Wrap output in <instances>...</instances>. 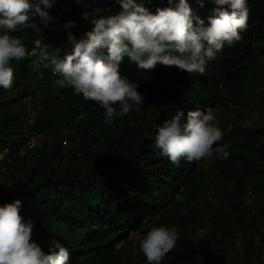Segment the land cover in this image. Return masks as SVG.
<instances>
[{
    "label": "trees",
    "instance_id": "obj_1",
    "mask_svg": "<svg viewBox=\"0 0 264 264\" xmlns=\"http://www.w3.org/2000/svg\"><path fill=\"white\" fill-rule=\"evenodd\" d=\"M29 3L35 6L38 0ZM177 3L151 0L144 6L155 13L157 7L175 8ZM188 3L205 24L215 15L212 3L205 2L203 7L197 0ZM111 4L112 0H57L48 9L58 19L51 25L53 36L61 40L71 33L77 40L85 38L94 27L91 19L121 10L119 5L111 9ZM247 6L248 26L242 39L225 44L207 63L203 75L162 65L144 72L145 79L137 89L145 96L141 110L133 107L111 126L103 123L104 110L85 101L82 94L73 89L54 92L52 80L59 77L51 75V66L44 67L50 61L34 71H27L28 55L12 62L13 86L0 88V170L12 181L3 189L0 205L21 201L24 221L42 227L34 241L43 251L47 253L51 246L46 237L55 224L64 230L65 238L58 242L69 250V262L79 260L78 264H135L123 248L129 233L141 227L148 232L153 227L174 226L179 235L176 247L192 251L187 235L196 227H205L207 236L221 240L218 264L223 262V247L231 232H248L264 240V204L259 200L264 193V126L243 127L234 114L227 116L224 125L220 123L230 107L242 108V93L264 47V0H247ZM68 21L75 26L65 30ZM30 22L39 24V17ZM9 34L20 38L28 53L37 31ZM59 44L61 58L72 52L69 39ZM126 60L119 65L120 73ZM41 90L46 92L43 98ZM207 108L213 109L224 133L221 143L230 145L228 159L208 160L211 171L206 180L220 184L209 194L199 183L202 160H182L176 167L154 145L157 126L178 112L184 113V119L188 111ZM82 113L84 118L77 122ZM46 134L52 138L41 141L32 155L27 153L34 147H28L27 140ZM250 183L254 198L251 208L245 210L241 201ZM245 250L244 256L252 255L258 264H264L256 245L248 244ZM174 260V264H190L179 253Z\"/></svg>",
    "mask_w": 264,
    "mask_h": 264
},
{
    "label": "clouds",
    "instance_id": "obj_2",
    "mask_svg": "<svg viewBox=\"0 0 264 264\" xmlns=\"http://www.w3.org/2000/svg\"><path fill=\"white\" fill-rule=\"evenodd\" d=\"M56 2L38 0L33 6L29 0H0V88H12L15 79L12 62L28 55L22 40L9 33L29 28L41 32L40 25L55 30L51 25L58 19L48 9ZM197 2L201 7L205 2L215 5V15L208 18L207 24L193 14L188 0H178L175 8L157 7L155 13L144 6L151 0H116L121 10L115 15L91 19L94 27L85 33V38L77 40L68 34L73 45L70 54L61 58L59 49L54 50V57L44 52L33 62V67L39 69L41 63L50 61L44 67L51 66L53 74L59 77L55 84L60 89H73L76 94H82L85 101L95 102L104 110L103 123L111 126L117 117L128 115L133 107L139 112L145 101V96L137 90L139 85L119 72L125 57L143 72L162 65L176 67L189 75H203L207 63L216 58L225 44L232 45L242 39L241 33L247 29L249 19L247 0ZM82 15L89 19L88 13ZM36 16L39 24L30 22ZM74 26V21L63 25L65 30ZM36 47H41V41H36ZM182 117L184 113L178 112L156 127L154 145L163 157L176 167L182 160L199 163L212 158L228 159L230 145L221 143L224 133L213 109L188 111L186 118ZM83 118L82 113L76 120ZM20 209V200L0 205V264H69V250L61 243L52 241L46 253L33 240L34 225L30 220L24 221ZM178 239V229L174 226L153 227L142 235L139 250L146 264H162Z\"/></svg>",
    "mask_w": 264,
    "mask_h": 264
},
{
    "label": "rangeland",
    "instance_id": "obj_3",
    "mask_svg": "<svg viewBox=\"0 0 264 264\" xmlns=\"http://www.w3.org/2000/svg\"><path fill=\"white\" fill-rule=\"evenodd\" d=\"M68 38H63L59 40L57 37H54L50 43V56L55 54L54 48L57 46L61 50L60 42H67ZM263 51L258 55L255 61V71L247 82V86L244 89L242 96V108L237 109L236 107H230V111H227L224 117L220 118V123L224 125L227 120V116L236 115L238 123L247 128H258L264 126V47ZM60 52V51H59ZM124 70L120 73L121 76L126 77L130 82L140 84L145 79V74L143 71L138 70L136 64L131 63L126 60L124 64ZM57 79L52 80V88L54 92L59 91V87L55 84ZM53 92V93H54ZM55 94V93H54ZM62 94V93H61ZM57 96V103L61 100L62 95ZM40 95L42 98L46 96V92L41 90ZM38 102L41 101L40 96H36ZM34 104H37L34 102ZM39 108V106H38ZM40 109V108H39ZM34 117L31 114V120ZM34 138V137H33ZM50 134L40 135L34 138V147L28 149L27 153L33 154V149H35L41 141H48L51 139ZM211 171L209 167L208 160H202V163L199 167V183L203 188L204 193L215 192V188L219 186V182L215 180L212 184H209V180H206V176ZM12 180H10L6 175L4 169L0 170V198L4 188L10 185ZM254 194L252 191V184L250 183L246 189V195L241 201V207L245 210H249L252 206V200ZM180 200V198H178ZM259 200L264 204V193L259 196ZM42 227L34 226L33 229V240L37 239V236L40 234ZM147 230L145 227H141L135 232H131L128 235V240L123 248L124 254L126 257H131L133 263L135 264H146L145 257L142 252L139 250V238L142 235H145ZM65 238L64 230L55 224L54 228L50 231L46 237V241L50 242L57 241L59 239ZM187 243L192 246L195 251H192L191 248L183 247L178 248L175 245V248L170 251L162 261V264H174V255L179 253L182 257L187 259L190 264H205V261H209V264H218L217 255L221 254V240L215 237L214 239L210 238L206 234L205 227H196L193 232L188 234L186 237ZM256 245L260 249L261 257L264 259V240L260 241L257 237L251 236L248 232H231L229 239L226 241V245L223 247V262L222 264H258L257 261L253 258L244 256L245 247L247 245ZM79 260H73L69 264H78Z\"/></svg>",
    "mask_w": 264,
    "mask_h": 264
},
{
    "label": "built area",
    "instance_id": "obj_4",
    "mask_svg": "<svg viewBox=\"0 0 264 264\" xmlns=\"http://www.w3.org/2000/svg\"><path fill=\"white\" fill-rule=\"evenodd\" d=\"M116 5H118V3H116V0H112V4L110 5L111 9ZM106 9L108 10L109 8H106ZM40 27L43 30L41 32L37 31L36 37L34 38L32 46L28 52V59L29 60H28L27 65H26L27 71H34L35 70L33 67V62L37 61L38 57L42 53L47 52L50 55V46H51L50 43H51L52 39L54 38L53 31H50L47 28H43V25H40ZM28 30L35 32V30L30 29V28ZM38 40L41 41V47H39V48L36 47V41H38ZM71 46L73 47L72 44H71ZM56 49H58L57 46L54 48V50H56ZM53 56H56V52ZM51 75L55 76L52 71H51ZM33 145H34V138L31 137L27 140V146L32 147Z\"/></svg>",
    "mask_w": 264,
    "mask_h": 264
}]
</instances>
